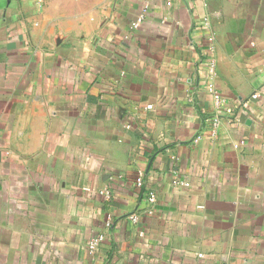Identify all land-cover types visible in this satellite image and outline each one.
I'll use <instances>...</instances> for the list:
<instances>
[{
    "label": "crops",
    "instance_id": "obj_1",
    "mask_svg": "<svg viewBox=\"0 0 264 264\" xmlns=\"http://www.w3.org/2000/svg\"><path fill=\"white\" fill-rule=\"evenodd\" d=\"M95 2L0 0V264H264V0Z\"/></svg>",
    "mask_w": 264,
    "mask_h": 264
},
{
    "label": "rangeland",
    "instance_id": "obj_2",
    "mask_svg": "<svg viewBox=\"0 0 264 264\" xmlns=\"http://www.w3.org/2000/svg\"><path fill=\"white\" fill-rule=\"evenodd\" d=\"M96 0H38L37 15H43L42 23L50 34L42 35L45 44H55L64 37L75 38L85 26L80 21L83 13H91L96 7ZM79 35V34H78Z\"/></svg>",
    "mask_w": 264,
    "mask_h": 264
},
{
    "label": "built area",
    "instance_id": "obj_3",
    "mask_svg": "<svg viewBox=\"0 0 264 264\" xmlns=\"http://www.w3.org/2000/svg\"><path fill=\"white\" fill-rule=\"evenodd\" d=\"M146 13H147V8L144 10V13H143V15H142V17H141V19H140V23H142V21L144 20ZM209 91L212 92V93H214V96H215L216 101L218 102L219 105H221V104L223 103V101H222V99H221V96H220L219 94L215 93L213 88H210ZM218 122H219V121L217 120V121H215L214 123L217 124ZM136 185H137L139 188H142V187H143L144 182H143L142 178H138V179L136 180ZM150 201H151L152 203L155 202V196H154L153 194L150 196ZM130 219H131L134 223H138V221H139L138 215H136V214H133V215L130 217ZM108 226H109V224H108ZM101 241H102V237H99V238L94 239V240L92 241V243H91V249L96 248V247L98 246V244H99ZM201 257H202V256H201Z\"/></svg>",
    "mask_w": 264,
    "mask_h": 264
}]
</instances>
